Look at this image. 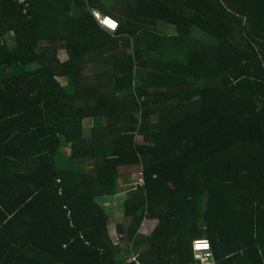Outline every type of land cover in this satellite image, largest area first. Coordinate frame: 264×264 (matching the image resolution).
<instances>
[{
	"label": "trees",
	"instance_id": "trees-1",
	"mask_svg": "<svg viewBox=\"0 0 264 264\" xmlns=\"http://www.w3.org/2000/svg\"><path fill=\"white\" fill-rule=\"evenodd\" d=\"M25 1L0 0V264H127L143 218L142 264L198 238L264 264V0ZM136 169L113 241L99 200Z\"/></svg>",
	"mask_w": 264,
	"mask_h": 264
},
{
	"label": "crops",
	"instance_id": "crops-1",
	"mask_svg": "<svg viewBox=\"0 0 264 264\" xmlns=\"http://www.w3.org/2000/svg\"><path fill=\"white\" fill-rule=\"evenodd\" d=\"M128 174H130V172H128ZM134 187H132L133 189ZM132 189H129L128 191L126 190L125 192V195L123 198L119 197L118 195L121 194L120 191L114 195V196H111L109 198H103L101 199V205L103 206V204H106V207H104V210L106 212V215L108 216V225H107V228H108V233H112V231H115L117 233V226L118 225H123L126 223L127 219H125L123 217V215H119V213L116 211H118V205L116 204L117 206V210H115V213H111L110 210H109V207H112L115 205V203L113 201H115L114 199H121L119 200V209H121V202L125 199V196H126V193L129 192L130 190ZM125 190V189H124ZM99 203H100V200H99ZM107 210V211H106ZM122 212V211H121ZM122 218V219H121ZM156 223H157V220L154 219V218H143L139 224V227H138V230H137V235L140 236V238L137 239V242L135 243L134 241H130V243L128 244V242L126 241H122L118 246H119V249H121V251L123 253H125L124 251L126 252H134L136 254L141 255L142 253H145V255H148L149 253L147 252L151 247H150V244L145 240V238L150 235V233L152 232V230L154 229V227L156 226ZM110 225H112L113 227L110 229ZM128 244V246H127ZM127 246V249H125V247ZM148 257L152 258L153 260L156 258L155 256H153V254H150Z\"/></svg>",
	"mask_w": 264,
	"mask_h": 264
},
{
	"label": "built area",
	"instance_id": "built-area-1",
	"mask_svg": "<svg viewBox=\"0 0 264 264\" xmlns=\"http://www.w3.org/2000/svg\"><path fill=\"white\" fill-rule=\"evenodd\" d=\"M17 4L22 6V12H24L25 7H27V3L25 0H15ZM93 18L95 21L98 23V25L104 29H106L109 32H113L116 28V22L107 17V16H102L99 14L97 11H92L91 12ZM113 24L115 27H113ZM11 34V32H9ZM136 182L140 185L142 183L141 180V175L138 172V175L136 177ZM120 235L118 236V238ZM190 249L192 252V258L193 261L197 264H213V257L211 254L210 246L209 243L206 239L200 238V239H194L191 241ZM125 263L129 264H142L138 260L137 254L130 252L129 255L125 258L124 260Z\"/></svg>",
	"mask_w": 264,
	"mask_h": 264
},
{
	"label": "rangeland",
	"instance_id": "rangeland-1",
	"mask_svg": "<svg viewBox=\"0 0 264 264\" xmlns=\"http://www.w3.org/2000/svg\"><path fill=\"white\" fill-rule=\"evenodd\" d=\"M10 35V34H9ZM60 80V79H59ZM61 84H65V82H61ZM87 126V125H86ZM86 126H83V127H86ZM137 140H139V137H137ZM64 153H66V154H68L69 153V148H65L64 149ZM127 171H128V169H121V171L120 172H126L127 173ZM137 169L134 171V172H131L130 174H128L126 177H121V178H119L118 179V186H119V188H120V193L121 194H119L118 196L119 197H121V198H123L124 197V195H125V192H126V190L128 191L129 189H132V187H135V182L134 181H136V177H137V175H138V173H137ZM125 189V190H124ZM134 189V188H133ZM132 189V190H133ZM115 201H113L114 203H115V205L114 206H112V207H109V210H110V212L113 214V213H115V210H117V206H116V204L118 205V211H116V213L118 212L119 213V215H121L122 214V210H120L119 209V200H121V199H114ZM100 203H101V200H100ZM122 203V202H121ZM121 207V206H120ZM107 211V210H106ZM122 219V218H121ZM157 224V223H156ZM110 227V229L113 227L112 225H110L109 226ZM109 235H110V237L112 238V240L114 241V240H116L117 238H118V236L119 235H117L116 234V232L115 231H112V233L110 234L109 233Z\"/></svg>",
	"mask_w": 264,
	"mask_h": 264
},
{
	"label": "clouds",
	"instance_id": "clouds-1",
	"mask_svg": "<svg viewBox=\"0 0 264 264\" xmlns=\"http://www.w3.org/2000/svg\"><path fill=\"white\" fill-rule=\"evenodd\" d=\"M113 27H115V25L113 24ZM139 171H137V173H138ZM135 182V186H138L139 184L136 182V181H134ZM103 207H106V204H103ZM198 239H200V238H198ZM194 240V239H193ZM190 245H191V242H190ZM191 250V249H190ZM130 252H132V251H130ZM129 252V253H130ZM134 253V252H133ZM136 254V253H135ZM129 255V254H128ZM127 255V256H128ZM126 256V257H127ZM137 257H138V260H139V256H138V254H137ZM191 257H192V252H191ZM192 260H193V258H192Z\"/></svg>",
	"mask_w": 264,
	"mask_h": 264
}]
</instances>
